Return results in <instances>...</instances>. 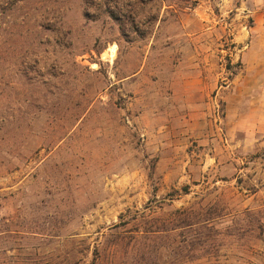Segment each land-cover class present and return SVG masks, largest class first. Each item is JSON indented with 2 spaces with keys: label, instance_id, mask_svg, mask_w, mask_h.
Masks as SVG:
<instances>
[{
  "label": "rangeland",
  "instance_id": "obj_1",
  "mask_svg": "<svg viewBox=\"0 0 264 264\" xmlns=\"http://www.w3.org/2000/svg\"><path fill=\"white\" fill-rule=\"evenodd\" d=\"M255 31L264 0H0V264H136L113 245L159 229L148 264H264Z\"/></svg>",
  "mask_w": 264,
  "mask_h": 264
},
{
  "label": "trees",
  "instance_id": "obj_2",
  "mask_svg": "<svg viewBox=\"0 0 264 264\" xmlns=\"http://www.w3.org/2000/svg\"><path fill=\"white\" fill-rule=\"evenodd\" d=\"M177 214L181 215L178 221L179 223L173 224V228L169 229L171 231L176 230L177 228H182V225H184L183 227L188 226L190 216L187 215V212L177 211ZM143 232L145 236H148L146 235V231ZM141 233L133 237L132 242L123 243V240H120V242L115 243L113 246H115V251H120L123 247V250L125 249L124 253H126L127 256L131 254V257L136 264H140L139 262H141V264H148L150 259L147 258V254L153 252L154 247L155 250L158 251L169 248V246L165 245L164 238L161 236V233H164V230L162 231V229L151 231L152 237L150 238L143 237V234ZM187 245V242L175 244L172 253H174L176 257L171 264H194L195 259L185 254L187 251Z\"/></svg>",
  "mask_w": 264,
  "mask_h": 264
},
{
  "label": "crops",
  "instance_id": "obj_3",
  "mask_svg": "<svg viewBox=\"0 0 264 264\" xmlns=\"http://www.w3.org/2000/svg\"><path fill=\"white\" fill-rule=\"evenodd\" d=\"M260 39L251 45L250 83L252 91L262 94L264 91V31H255Z\"/></svg>",
  "mask_w": 264,
  "mask_h": 264
}]
</instances>
